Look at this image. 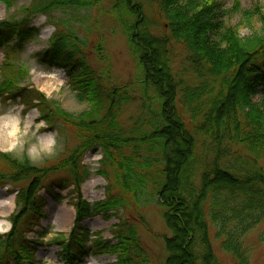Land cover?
<instances>
[{
    "label": "trees",
    "instance_id": "trees-1",
    "mask_svg": "<svg viewBox=\"0 0 264 264\" xmlns=\"http://www.w3.org/2000/svg\"><path fill=\"white\" fill-rule=\"evenodd\" d=\"M17 1L0 0L6 8ZM111 1L143 85L155 94L151 105L127 129L121 118L128 95L120 89H102L79 40L60 32L52 35L39 61L64 69L90 110L69 114L40 93L17 89L13 79L2 74L0 98L28 95L26 99L36 100L40 118L67 136L71 145L41 166L0 152V163L8 170L0 173V188L10 185L17 191L11 229L0 236V264L31 261L34 243L26 234L39 226L41 191L46 186L55 199L56 190L74 187V226L68 239L56 242L65 264H74L89 253L85 243L89 241L93 249L102 244L99 238L90 241L81 223L132 208L152 180L155 203L170 232L164 264H221L213 243L231 264H250L246 236L261 229L257 243L264 245V21L259 33L240 38L225 24L227 12L216 1L208 5L199 0ZM233 2L232 10L240 12V0ZM98 3L34 0L21 9L19 21L0 22L4 71L13 69L14 55L37 37L31 25L34 16L88 11ZM242 14L247 18L253 12ZM158 26L164 32L160 37L152 33ZM96 149L102 152L99 175L108 186L104 200L90 204L79 193L89 176L82 161ZM63 173L67 177L47 183ZM136 234L131 224L120 221L113 231L116 243L106 245L103 252L116 253L117 264H139Z\"/></svg>",
    "mask_w": 264,
    "mask_h": 264
},
{
    "label": "rangeland",
    "instance_id": "rangeland-1",
    "mask_svg": "<svg viewBox=\"0 0 264 264\" xmlns=\"http://www.w3.org/2000/svg\"><path fill=\"white\" fill-rule=\"evenodd\" d=\"M34 0H18L11 8L0 2V22L19 21L20 11L31 6ZM43 1V0H42ZM219 2L227 12L225 24L232 28L240 38H248L260 32L264 21V0H240V12L233 11V0H199L201 5ZM111 0H99L95 8L88 11L57 10L48 15H36L31 25L37 29V37L28 42L22 52L14 55L11 67L3 64L5 57L0 49V81L5 73L13 79L17 89L37 92L46 99L55 102L63 111L79 115L90 110V104L79 99V90L70 85L64 69L39 61L41 53L49 47L51 37L60 32L73 35L81 43L83 52L89 54L90 66L100 79L102 89L116 91L120 89L128 95L129 103L124 109L121 121L127 128L143 115L142 109L148 110L154 92L143 85V75L130 51L126 35L117 16L112 11ZM256 9V10H255ZM243 12H253L251 17H244ZM153 20V19H152ZM154 21V20H153ZM152 21V23H153ZM154 36L164 34L161 26L152 27ZM174 54L176 51L172 49ZM8 68V69H7ZM4 71V72H3ZM25 73L19 77V73ZM28 95L16 96L14 100L0 98V152L11 155L17 160H29L33 165L41 166L57 159L69 144L67 136H60L55 128H48L34 107L37 101ZM25 97V99H24ZM259 99V96L256 98ZM154 105V103H153ZM106 109L104 104L101 114ZM128 129V128H127ZM71 145V144H69ZM70 149V147H68ZM102 158L100 149L88 152L82 165L89 173L80 186L82 199L90 204L104 200L108 182L99 175ZM8 170L0 163V173ZM67 177L66 173L51 177L47 183ZM48 183V184H49ZM17 191L12 186L0 188V236L11 229L10 217L16 212L15 197ZM57 198L51 196L46 186L41 191L44 207L39 226L26 234L30 243H34L31 261L24 264H65L62 250L56 245L61 239H68L74 226V208L76 193L74 187L56 190ZM143 224H140V221ZM120 221L131 224L137 232L139 243L137 259L139 264H164L167 258L164 244L170 238L160 208L153 197V180L132 208L113 214L110 218L95 215L86 218L81 228L91 241L101 239V249H93L90 242L85 243L89 251L74 264H117L116 253L103 252L106 245L116 243L113 231ZM261 229H256L246 236L250 264H264V245L257 243ZM217 259L221 264H231L228 256L219 252L218 244L213 243Z\"/></svg>",
    "mask_w": 264,
    "mask_h": 264
}]
</instances>
